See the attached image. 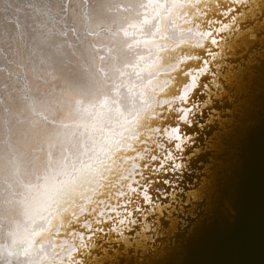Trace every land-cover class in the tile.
<instances>
[{"label": "bare ground", "instance_id": "obj_1", "mask_svg": "<svg viewBox=\"0 0 264 264\" xmlns=\"http://www.w3.org/2000/svg\"><path fill=\"white\" fill-rule=\"evenodd\" d=\"M263 8L264 0H0V264H103L112 256L94 251L98 237L147 253V216L181 210L178 179H168L192 169L201 150L180 159L196 135L184 127L201 128L197 117L227 95L222 82L239 87L228 58L263 40ZM202 89L204 100L193 101Z\"/></svg>", "mask_w": 264, "mask_h": 264}, {"label": "water", "instance_id": "obj_2", "mask_svg": "<svg viewBox=\"0 0 264 264\" xmlns=\"http://www.w3.org/2000/svg\"><path fill=\"white\" fill-rule=\"evenodd\" d=\"M255 19L264 20V8ZM252 21L242 26H252ZM263 33L264 29L256 32L258 38ZM242 49H236L227 62L228 69L241 77L239 87L222 82L227 95L221 96V102L214 100L197 117L201 128L184 127V133L196 135L180 159L201 150L187 162L192 169L180 178L168 179H178L174 186L182 189L181 210L177 204L168 215L169 210H163L160 216H147L150 249L143 255L139 251L133 254V248L124 252L122 245L106 237L96 238L94 251L101 255L98 248L103 247L112 256L103 264H264V38L252 42L246 51ZM202 91L195 90L191 99L202 102ZM206 114L214 115V121L205 125L200 121ZM205 179L210 183L204 196L186 201L185 193L195 192ZM137 220L142 222L138 216Z\"/></svg>", "mask_w": 264, "mask_h": 264}, {"label": "snow or ice", "instance_id": "obj_3", "mask_svg": "<svg viewBox=\"0 0 264 264\" xmlns=\"http://www.w3.org/2000/svg\"><path fill=\"white\" fill-rule=\"evenodd\" d=\"M212 35H213L212 32H204V33H203V36H204V39H205V40H210L211 37H212ZM212 42L215 43L214 40H212ZM176 134H177V135H176V139L179 140L180 137H179V129H178V128L176 129ZM133 190L136 191L135 188H134ZM106 214H107V213H106ZM116 214H119V213H116ZM123 214L126 216V215L128 214V212H124Z\"/></svg>", "mask_w": 264, "mask_h": 264}]
</instances>
